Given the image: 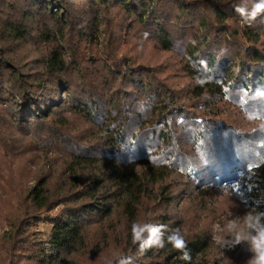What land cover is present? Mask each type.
<instances>
[{"label": "trees", "instance_id": "trees-1", "mask_svg": "<svg viewBox=\"0 0 264 264\" xmlns=\"http://www.w3.org/2000/svg\"><path fill=\"white\" fill-rule=\"evenodd\" d=\"M237 3L0 0V153L35 151L0 189V264H210L188 196L251 168L246 198L264 212V14ZM147 43L177 65L144 59ZM42 150L50 168L27 186ZM40 222L48 251L29 231ZM133 223L163 225L165 246L140 251Z\"/></svg>", "mask_w": 264, "mask_h": 264}, {"label": "rangeland", "instance_id": "rangeland-1", "mask_svg": "<svg viewBox=\"0 0 264 264\" xmlns=\"http://www.w3.org/2000/svg\"><path fill=\"white\" fill-rule=\"evenodd\" d=\"M99 43L100 44L97 48L106 50V48L102 46V39L99 40ZM144 49L146 51L144 54H142V57L149 61H161L163 64L170 61H173L176 64L178 61V58L175 56H168L166 53L157 51L154 45L151 43H147ZM126 50L127 45L119 46L118 54H123ZM154 52L159 56L157 60H154ZM171 82L178 88H181L185 83L183 77L180 76H174L171 78ZM16 139L24 143L22 139ZM21 149L23 148L21 147L16 149V152H18V154H16L18 155V158H16L15 161H11V159H9L10 157H5L2 159L3 156L1 154L3 153H0V175L4 174L7 176L3 177L1 180L0 189L5 188L4 178L14 177L17 179V172H22L24 169V166L21 167V165L23 164V161L26 157H29L30 155L35 156V151L23 155ZM47 152V150H42L37 153V159L34 161L36 164L32 167V170L34 171L32 174L33 176L26 183L27 186L34 184L36 175L42 176L49 170L50 167L46 156L49 158L51 155ZM10 163H13L11 170L5 172V170L9 168ZM257 174L258 169L251 168L243 175L239 176L237 180L229 182V186H223L224 183H220L215 189L204 188L202 190L203 192H201L203 193L202 195L192 196L196 197L194 200L188 196L189 202L187 201L185 204V216L187 218L184 219L191 227H197L200 229L206 228L210 231L211 247L208 252V261L210 264H247V261L251 258L252 254L248 250V245L246 243L235 245L232 248L222 249L214 241L213 237L229 235V233L226 231H218L216 226L219 225L221 229H224L230 220H235L237 224L241 225L242 227L243 216L250 209L257 207L250 205L248 203V199L246 198V191L252 186V183H254V179ZM182 180L183 182L187 183V174H183ZM0 196H2V191H0ZM260 196H262L263 199L260 200L259 203H264V192H260ZM200 200L201 204L194 203ZM196 207L199 208L196 209ZM29 231L33 241L38 242L40 247H42L45 251H48L47 242L50 233V226L45 222H40L34 227H31ZM10 232V226L0 217V237L7 235Z\"/></svg>", "mask_w": 264, "mask_h": 264}, {"label": "clouds", "instance_id": "clouds-1", "mask_svg": "<svg viewBox=\"0 0 264 264\" xmlns=\"http://www.w3.org/2000/svg\"><path fill=\"white\" fill-rule=\"evenodd\" d=\"M234 11L245 20H255L259 15L264 14V0H239V3L234 5ZM216 228L218 231L229 233V235L213 237L222 249L246 243L252 254L247 264H264V212L252 208L243 216L242 227L235 220H230L224 229L219 225ZM131 235L133 242L139 245L140 251L165 246L163 225L133 223ZM167 242L182 253L180 257L182 260L191 261L187 242L179 230L168 235Z\"/></svg>", "mask_w": 264, "mask_h": 264}, {"label": "built area", "instance_id": "built-area-1", "mask_svg": "<svg viewBox=\"0 0 264 264\" xmlns=\"http://www.w3.org/2000/svg\"><path fill=\"white\" fill-rule=\"evenodd\" d=\"M230 183H224L223 186H229Z\"/></svg>", "mask_w": 264, "mask_h": 264}]
</instances>
